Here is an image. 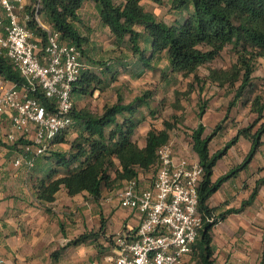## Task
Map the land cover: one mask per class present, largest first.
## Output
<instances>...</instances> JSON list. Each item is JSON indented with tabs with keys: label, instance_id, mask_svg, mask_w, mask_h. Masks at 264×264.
Returning a JSON list of instances; mask_svg holds the SVG:
<instances>
[{
	"label": "trees",
	"instance_id": "obj_1",
	"mask_svg": "<svg viewBox=\"0 0 264 264\" xmlns=\"http://www.w3.org/2000/svg\"><path fill=\"white\" fill-rule=\"evenodd\" d=\"M35 1L30 0V3ZM39 1V12L44 16L43 21L60 33L61 40L76 45L82 56L89 51L91 41L90 34L81 31L84 23L79 10L86 1L94 3L101 24L107 27L116 45L124 43L144 70L155 69L156 61L164 55L171 73L180 72L184 76L193 75L198 79L199 66L211 62L227 45H231L237 55L236 63L230 69H211L206 76L210 82L218 85H234L241 75V81L229 106L252 84L251 75L255 60L264 58V0H171L172 8L187 9L186 16L174 23L157 18L152 11L145 9L142 0ZM27 26L33 30L43 47L45 30L38 25L34 17L27 21ZM126 57L127 55L120 57L126 61L121 62L124 67L129 64ZM89 61L91 66L83 69L72 82L71 95H87L107 86L109 80H106L105 74L112 70L110 64L103 59L90 58ZM0 80L15 84L28 96L39 99L47 108L53 109L54 102L46 98L38 86L32 88L17 67L2 54ZM146 95L135 96L127 102L118 95L114 102L106 103L99 113L85 107L79 108L73 101L71 115L75 136L67 138L71 125L53 138L46 152L39 155L41 160L35 159L34 166L36 162L48 166L35 184L36 199L42 203L52 202L61 188H64L68 195L87 193L97 199L103 189L113 191L125 180H140V172L151 174L157 163L156 150L171 139L170 131L174 124L165 120L161 128L150 127L146 132L144 145H138L133 135L145 119L138 116V113L142 106L148 104ZM253 105H257L258 128L254 132H250L249 127L239 129L222 148L212 153L209 143L218 133L221 123H217L210 133L204 134V105H200L196 113L198 122L190 132L191 148L204 168L203 179L198 186V211L203 217L214 216V219L204 221L192 245L190 254H193L194 264H215L212 227L227 214L243 210L257 194L258 184L239 207H230L218 213L217 208L208 203L211 194L225 180L244 169L258 147L264 143V101H260L258 97ZM239 136L251 143L245 158L216 180H212L216 161ZM23 141L19 138L13 144ZM62 143L67 144V147L58 146ZM260 181L264 182V177ZM46 210L49 211L48 208ZM133 230H123L120 234L130 237ZM114 236L115 233L106 235L103 226L88 230L75 236L59 249L53 250L51 257L56 261L65 247L89 239L95 242V248L100 255L104 251L101 249L103 246L100 238L111 246L115 242ZM259 264H264V251Z\"/></svg>",
	"mask_w": 264,
	"mask_h": 264
},
{
	"label": "built area",
	"instance_id": "obj_2",
	"mask_svg": "<svg viewBox=\"0 0 264 264\" xmlns=\"http://www.w3.org/2000/svg\"><path fill=\"white\" fill-rule=\"evenodd\" d=\"M0 5V54L9 58L32 88L38 86L54 102L49 109L15 84L5 86L0 80V117L7 115L11 126L6 137L11 142L24 140L18 143L22 153L14 163L31 169L36 156L44 154L53 138L73 124L71 86L87 65L76 45L61 40L57 30L41 21L39 0L30 4L0 0ZM31 17L46 32L43 47L27 26ZM156 154L147 185L132 178L105 196L135 210L139 218L130 237L115 234L109 264H184L204 221L214 219L198 211L204 168L197 157L177 155L171 139Z\"/></svg>",
	"mask_w": 264,
	"mask_h": 264
},
{
	"label": "crops",
	"instance_id": "obj_3",
	"mask_svg": "<svg viewBox=\"0 0 264 264\" xmlns=\"http://www.w3.org/2000/svg\"><path fill=\"white\" fill-rule=\"evenodd\" d=\"M90 3L95 8L92 1H86L79 10L80 14L84 5L88 6ZM141 3L143 4L142 1ZM2 15L3 10L0 5V16ZM2 83L5 86L10 85L8 81ZM10 128L8 116L2 115L0 117V264H103L102 254L97 253L95 242L90 239L76 245H68L65 247V253H61L56 261L52 259L51 252L57 249L56 246L67 244L75 236L102 226L106 235L120 233L123 230H135L139 222L137 212L120 207L116 200H106L105 196L110 191L105 189L100 197L95 199L87 193L68 195L65 189L61 188L54 201L39 202L35 196V184L38 178L44 175L48 166L37 162L31 169H27L24 164L15 165L14 161L21 155L22 150L18 144L15 145L7 139L6 133ZM192 128L188 131L191 132ZM148 129L149 126L141 130L140 140H137L140 130L135 131L133 139L139 146L144 145ZM219 135L213 137L209 146ZM234 135L228 134L226 142ZM250 147V141L239 136L226 153L216 161L212 180H216L230 168L241 163ZM220 148L221 145L210 151L212 153ZM257 152L260 153L261 162L253 161L251 158L244 169L236 176L225 180L208 199L209 205L217 208L216 213L230 207H239L258 184L257 194L249 205L240 212L227 214L212 227L215 264L260 263L261 250L264 249L262 248L264 246V182H259L264 177V151L261 145L253 157ZM194 155L196 157V154ZM35 159L41 160V157L36 156ZM139 177L141 183L147 185L150 172H140ZM104 244L105 251L115 252V247L108 246L106 240ZM71 248L73 250L70 258L66 257L67 250ZM110 256H112L110 253H105V264H109Z\"/></svg>",
	"mask_w": 264,
	"mask_h": 264
},
{
	"label": "rangeland",
	"instance_id": "obj_4",
	"mask_svg": "<svg viewBox=\"0 0 264 264\" xmlns=\"http://www.w3.org/2000/svg\"><path fill=\"white\" fill-rule=\"evenodd\" d=\"M26 2L27 4L30 3V1ZM142 2L147 10L152 11L157 18L168 23L180 21L187 14V9L172 8L171 0H142ZM81 11L80 16H82L84 23L81 26V31L89 33L91 40L89 51L85 56H82L83 62L88 67L91 66L90 58L93 60L103 59L110 64L112 70L105 74L106 80L109 81L103 90H95L87 95H72L77 107H85L99 113L106 103L114 102L118 95L127 102L135 96L147 94L148 104L142 106L138 113V116L145 119L136 129V132L140 130L137 140L141 139V130H145L147 126L149 128H161L165 120L170 121L174 124L170 131V138L177 155L190 154L195 156L191 148L188 129L190 130L197 125L196 113L200 105H204L202 115V122L205 125L204 134L210 133L217 123H221V127L217 131V134L220 135L212 141L210 150L219 145L223 146L228 139V134H236L241 128L249 127L250 132H254L258 128L259 122L256 123L257 105L255 107L253 102L258 97L260 101H264V58L259 57L255 60L251 75L252 84L248 85L240 98L235 99L234 103L229 106L241 81V75L234 85L227 83L218 85L210 82L206 76L211 69H230L236 63L237 55L231 45H227L220 55L211 62L199 66L197 69L198 79L193 75L184 76L180 72L171 73L164 55L156 61L155 69L144 70L135 61L136 58L124 43L119 46L116 45L113 36L99 21L92 3L88 6L84 5ZM43 17V14L40 13V18L44 19ZM125 55H127L125 59L129 63L127 67L121 63L126 61L120 58ZM75 134V127L72 124L67 138L71 139ZM58 146L65 148L67 144L62 143ZM261 149L264 151V143L261 144ZM252 158L253 161L261 162L259 152ZM99 241L103 246L101 249L104 251L101 254H104L102 255V262L105 264V240L100 238ZM56 247L59 249L61 246ZM111 247L114 248L115 243L114 245L111 244ZM65 250L66 248L61 253H65ZM72 250V248L67 250L66 257L70 258ZM108 253L114 255V251ZM192 257L193 254L186 256L184 264H194L195 260Z\"/></svg>",
	"mask_w": 264,
	"mask_h": 264
}]
</instances>
